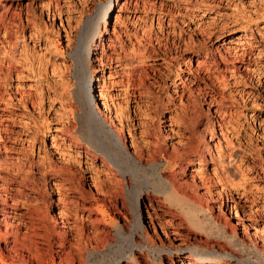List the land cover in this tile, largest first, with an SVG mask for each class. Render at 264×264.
<instances>
[{
  "label": "rangeland",
  "instance_id": "1",
  "mask_svg": "<svg viewBox=\"0 0 264 264\" xmlns=\"http://www.w3.org/2000/svg\"><path fill=\"white\" fill-rule=\"evenodd\" d=\"M110 3L106 25L99 10ZM2 14L14 30L0 36V264H82L81 239L101 250L91 263L116 261L129 248L119 228L127 235L134 219L114 196L125 181L144 191L146 232L165 251L121 264H201L188 250L166 251L223 249L189 224V207L155 192L168 181L208 205L207 226L218 216L247 246L227 250L264 258V0H0ZM89 37L96 114L127 153L164 149L141 174L147 184L122 180L75 134L83 72L73 56ZM185 150L192 154L169 165Z\"/></svg>",
  "mask_w": 264,
  "mask_h": 264
},
{
  "label": "bare ground",
  "instance_id": "2",
  "mask_svg": "<svg viewBox=\"0 0 264 264\" xmlns=\"http://www.w3.org/2000/svg\"><path fill=\"white\" fill-rule=\"evenodd\" d=\"M113 4H114V6H116L115 3H113ZM111 6H112V3H110L106 9V4H104L99 10L101 13L103 12V16L105 17L106 25L108 24V15H109L108 13H109ZM3 14L0 15V36L6 37L13 32L12 30H14V27H13V29L11 28L12 30H10V27L5 24V17H6L5 15L6 14L5 15H3ZM9 18H8V20H9ZM17 18H19V17H17ZM17 18L13 17L10 19L11 22H13V24H15L16 26L18 24V23H16ZM96 20H98V19H96ZM6 23H9V22L7 21ZM91 24H93V21L91 22ZM95 24H96V22H94L93 25H95ZM19 27H21V26L19 25ZM1 29H3L4 32H2ZM18 29H16V31ZM15 33H17V32H15ZM92 41H93L92 37H89L87 39V41L84 40L83 43L81 44V46L77 49L76 53L73 56V64L76 67V73L79 74V72H83V75L82 76L80 75V79L78 81V89H77V97H78L79 101H81L80 105H82V112L79 114V119H78L77 129L75 130V134L78 137V139L92 151L93 154H99L101 157H103L105 160H107L108 163L110 164V166L117 173H119L121 175V177L123 178L122 180H124V179L126 180V178L129 177V181H131L135 184H136V182H140V183L143 182V183L147 184V183H149V180L151 178L149 180L146 178L141 180L140 177L143 176L141 174L143 171H145V169L148 167V165H150L153 162L156 163L159 158H162L163 156H165L164 155L165 154L164 149H162L160 147H155V149L153 151L147 150L146 151L147 155L145 154V152H140V151L139 152L136 151L137 152L136 155H132L130 153H127V151H126L127 147L125 146V144L123 145V142H122L123 139L121 140V138H119L116 134H114L110 130L108 125H106V122L104 123V120L102 121L100 119V117L98 116V114H96V111L93 107V104H94L93 90H91V79H90L91 75H90V69H89L90 63H91L90 57H89L91 54L90 42H92ZM90 91H91V94H90ZM96 104L98 105L97 102H96ZM54 146L55 145H53V147ZM190 154H192L190 151L185 150V152L182 154H179L175 157L171 156L167 162L169 163V165H172L173 162H176V161H180L182 163L183 160H185L184 157L190 156ZM146 156H148V157L146 158ZM160 171H161V169H160ZM152 173H154V175H155L154 171ZM149 177L150 176H148V178ZM153 181L155 183V180H153ZM168 182L169 183L165 184L164 188L163 187L160 188V186H159V188L161 190H158L159 189L158 188V189H156L158 191H155V192L160 194L161 196H164V201L170 207H175V208H183V207L188 208L189 207L190 210L188 211V214L186 216V219L188 220L189 224L191 226H193L194 228L205 232L208 237L217 236L218 239L225 241V245H222V248H223L222 250H218V249H216L217 247L214 245L213 246H202V245L186 244V245H181V246H177L174 248L169 247V249L166 252H168L169 254L172 255L174 253V251H176L177 253H182L185 250H188L189 256L201 264H215V263L232 264L233 259H236L240 264H247V263L264 264V258L258 259V260H252L250 258L245 259V258H241V257L237 256L236 253L233 252L234 250L233 251L227 250L228 246H230L232 248H235L237 251L244 253L247 246L244 245L245 243L242 244L241 242H239L240 240H238V238L236 236L237 233H235L234 231L229 232L227 230L226 225L222 227L223 223H221L222 221L220 222V220H218V218H219L218 216L213 214L216 217H214V218L212 217L211 221L215 222L214 227H219V231L215 232L213 226H211V227L207 226V224L204 223V221H203L204 219L203 220L200 219V215H202V214L206 215L205 214L206 210H207V208H209L206 206H208V205L204 206V204L197 201L198 198L194 195H193L194 198L190 195H187L185 187H183L181 185H177L174 181H171V182L168 181ZM126 183H128V182L125 181V183H123V185L120 184V185H122V187L120 186L121 188L115 187L116 192L114 193V196H116V198H118V196L123 197V199H126V201L128 200L129 204H130L129 206H130L131 210L130 209L129 210L132 211V215L134 218L133 221L131 222V225H132L131 231L128 234L126 233L127 235H124L123 226H122V229L119 228L120 226L118 227L119 228V233H118L119 236L118 237L122 238V239L127 238V243H128L129 248L125 249L127 251L126 252L123 251V253H121L120 257L118 259L116 258L117 260L116 261L114 260V262H112L110 264H121L122 260H128L130 262H137L138 261L137 254L140 252L145 253L148 251V254L153 253L154 255L160 256L165 251L164 250L165 248L163 249L162 247L154 244V241L152 242L150 240V238L148 236L149 234L146 232L147 227L143 221L142 212H141V208H140V198L142 197V194L144 191H142V189H139V187L137 188V186L139 184L136 185L137 190H134L130 185L131 183H129L127 185H126ZM151 185H153V183ZM151 185H149V186H151ZM192 190H193V188H192ZM176 194H177V197H176ZM195 197L197 198V200L195 199ZM13 200L15 202H18L16 197H14ZM73 209H74V207H73ZM156 210H157V207H156ZM71 212H73V211L71 210ZM69 214H71V213H69ZM66 215H67V213H66ZM68 216L69 215H67V217ZM75 216H74V218H75ZM63 217H64V214H62V218ZM203 218H205V217L203 216ZM67 221H68V219H67ZM68 226L70 228V233L76 232V234L79 235V232L82 230V228H79L80 226H77L74 223L69 224V221H68ZM135 236H139V237L141 236V238H142L141 241H137ZM81 241H82V245L79 246V248H77L76 252L74 253V261H80L82 264H86V263L87 264H96L95 262L91 263L90 259L92 260V259H95L98 257L99 253L101 252V250H99L100 248H97L98 246L92 247L90 245L91 241L89 243V240L87 242H85L84 240L81 239ZM119 254H120V252H119ZM49 256L50 257L52 256V252ZM49 258H47V259H49ZM49 261H50V259H49ZM96 262H97V260H96Z\"/></svg>",
  "mask_w": 264,
  "mask_h": 264
}]
</instances>
